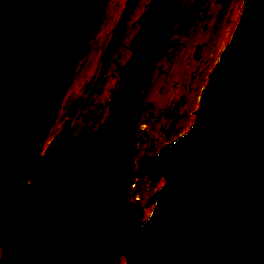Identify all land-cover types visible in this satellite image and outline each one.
Returning <instances> with one entry per match:
<instances>
[{
    "label": "water",
    "instance_id": "water-1",
    "mask_svg": "<svg viewBox=\"0 0 264 264\" xmlns=\"http://www.w3.org/2000/svg\"><path fill=\"white\" fill-rule=\"evenodd\" d=\"M106 2L0 0V264H264V0L243 1L188 130L136 169V110L178 0H149L136 19L101 123L73 134L65 119L43 146ZM145 175L164 177L146 216L125 201Z\"/></svg>",
    "mask_w": 264,
    "mask_h": 264
},
{
    "label": "rangeland",
    "instance_id": "rangeland-1",
    "mask_svg": "<svg viewBox=\"0 0 264 264\" xmlns=\"http://www.w3.org/2000/svg\"><path fill=\"white\" fill-rule=\"evenodd\" d=\"M148 1L135 0L131 6L128 0L107 1L97 30L63 97L54 132L65 119L74 122V130L90 123L94 127L102 121L107 114L108 97L117 87L119 72L129 57L128 43L138 26L136 19ZM190 2L178 0L160 57L143 87L133 128L137 159L143 152L151 154L160 143L173 140L174 134L183 129V125H188L184 132L188 130L195 116L193 111L198 107L197 103L191 108L188 98V94L196 87L197 74H203L210 59L215 57L216 60L235 26L230 30L233 8L239 0H205L194 23L177 30L178 21ZM123 15L126 16L124 34L103 72L99 57L107 50L113 28ZM218 45L220 48L217 50ZM86 85L88 88L85 89ZM162 181L161 177L153 180L135 177L132 194L150 204L149 195L160 187Z\"/></svg>",
    "mask_w": 264,
    "mask_h": 264
},
{
    "label": "bare ground",
    "instance_id": "bare-ground-1",
    "mask_svg": "<svg viewBox=\"0 0 264 264\" xmlns=\"http://www.w3.org/2000/svg\"><path fill=\"white\" fill-rule=\"evenodd\" d=\"M108 1V0H107ZM244 0H239V2L238 3H235V5H234V8H233V13H234V16H233V19H232V23L230 24V30L232 29V26L235 24V21H237V19H238V17H239V10H240V8H241V3L243 2ZM107 3V2H106ZM106 5V4H105ZM104 8H105V6H104ZM104 8H103V11H102V14H101V16L103 15V12H104ZM176 13V12H175ZM138 14L139 13H137V14H135V18H137V16H138ZM141 14V13H140ZM175 17V16H174ZM100 19H101V17L99 18V21H98V23H97V25L95 26V30H94V33H95V31L97 30V27H98V24H99V22H100ZM139 23V22H138ZM173 23V22H172ZM172 25V24H171ZM171 27V26H170ZM124 34V33H123ZM94 35V34H93ZM123 36V35H122ZM121 36V37H122ZM167 36V35H166ZM93 37V36H92ZM225 37H227V35H225ZM224 37V38H225ZM166 38V37H165ZM92 39V38H91ZM165 41V40H164ZM164 41H163V44H164ZM90 42H91V40L88 42V44H87V46H86V48H85V51L87 50V48H88V46H89V44H90ZM119 45V44H118ZM117 45V46H118ZM221 45V44H220ZM220 45H218L217 46V50L220 48ZM162 48H163V45H162ZM162 48H161V51H162ZM117 49V48H116ZM115 49V50H116ZM115 50H114V52H115ZM85 51L83 52V55H84V53H85ZM113 52V53H114ZM83 55H82V57H83ZM113 55V54H112ZM82 57H81V59H82ZM112 57V56H111ZM211 60V59H210ZM209 60V61H210ZM214 60H215V57H213L212 58V60L209 62L208 61V64H207V67L205 68V70L203 71V74H201V73H199V74H197V77H196V82H195V84H196V87L194 88V90H192L189 94H188V98H189V100H190V105H191V108H193L197 103L199 104V100H200V90H201V88H202V86H204L205 85V82H207V78H206V76L208 77V74H209V70H210V68H211V66H212V64L214 63ZM81 61V60H80ZM158 61V60H157ZM156 61V62H157ZM156 62H155V64H156ZM80 63V62H79ZM155 64H154V67H155ZM79 65V64H78ZM78 67V66H77ZM153 67V68H154ZM212 69V68H211ZM153 70V69H152ZM76 71V70H75ZM152 72V71H151ZM71 83V82H70ZM70 85V84H69ZM169 91H168V95H169ZM58 115H59V113H58ZM57 122H58V116H57ZM69 123H72L71 121H68ZM101 122H99L98 124H100ZM135 123H136V119H135ZM135 123H134V125H135ZM97 124V125H98ZM57 125V123H55V126ZM75 125V124H74ZM55 126H53L52 128H50L49 129V132H48V134H47V136H46V138H45V140H44V142H43V146L46 144V141L51 137V135L54 133V131H53V128L55 127ZM187 124H185V125H183V129H179L175 134H174V138L176 137V136H178V135H182V134H184L185 132V129L187 128ZM134 128V127H133ZM77 132V130H74V128H73V134L74 133H76ZM173 138V139H174ZM132 140H133V133H132ZM172 141V140H171ZM134 142V141H133ZM166 142V141H165ZM170 142V141H169ZM162 145H163V143H160L159 145H158V147H157V149L156 150H154V151H152V153L150 154V153H144V155L146 156V157H149L150 155H153V154H157V153H159V151H160V149H161V147H162ZM136 147H134V149H135ZM132 160H133V168L134 169H136V165H137V161L139 160V159H137V156H136V154H135V152H134V154H133V157H132ZM140 165L141 164H139L138 165V167H137V169L140 167ZM147 176L145 175V178H146ZM161 178H163V180H164V177L163 176H161ZM147 179V178H146ZM153 180V179H152ZM134 183V182H133ZM133 187H134V184H132V186H131V188H130V190H129V193L127 194V196H126V198H125V201L126 202H133L134 200H136L137 198H135V196H133V194H132V191H133ZM157 189V188H156ZM138 200V202H139V204L141 205V207H142V209H143V211H144V216H146L147 215V213L149 212V210L151 209V203H150V201H149V203L150 204H148V203H146L144 200H140V199H137ZM122 258L124 259V255L122 254V255H120V256H117V258L115 259V261L113 262V264H123V260H122Z\"/></svg>",
    "mask_w": 264,
    "mask_h": 264
},
{
    "label": "flooded vegetation",
    "instance_id": "flooded-vegetation-1",
    "mask_svg": "<svg viewBox=\"0 0 264 264\" xmlns=\"http://www.w3.org/2000/svg\"><path fill=\"white\" fill-rule=\"evenodd\" d=\"M112 38H113V35H112ZM109 44H110V40H109ZM109 46V45H108Z\"/></svg>",
    "mask_w": 264,
    "mask_h": 264
}]
</instances>
